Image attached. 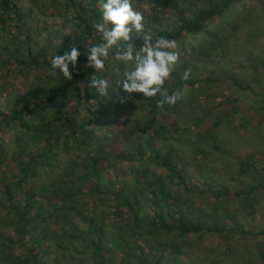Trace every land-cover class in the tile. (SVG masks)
<instances>
[{
	"label": "rangeland",
	"instance_id": "374dc122",
	"mask_svg": "<svg viewBox=\"0 0 264 264\" xmlns=\"http://www.w3.org/2000/svg\"><path fill=\"white\" fill-rule=\"evenodd\" d=\"M58 1L63 0H17L21 19L10 14L5 28H0V122L12 109V101L15 98L25 103L31 87L61 77L40 70L37 66L25 70L17 64V61L23 60L31 53L34 54L36 49L45 43H48L49 47L60 46L62 39L55 36V31L71 33L70 15L66 7ZM1 2L2 0L0 8ZM177 2L181 7L191 6L194 9L208 8L210 4L209 0ZM132 3L136 10L143 13V27H148L144 36H150V25H146L152 14L159 16L162 26H174V10L156 7L149 0H132ZM97 6L102 12L101 0ZM258 8L256 3L253 5V12L249 13L254 15ZM253 18L256 19L254 25L259 28V36H254L255 34L249 32L244 25L245 27H240L237 31L232 30L233 28L227 30L225 36H229L228 38L224 36L212 42L214 48L210 53L205 52L209 43L204 50L189 47V55L179 49L181 63L178 67L181 78L188 71V78L193 85L187 88L174 107L164 106L158 109L155 104L158 98L153 97L150 101L142 94H131V97L125 100L124 107L119 106L121 109L115 114V119L107 123L114 125L112 134L117 138L116 143L127 145L128 148H122L116 160L111 159L113 162L110 164L100 162L103 175L107 178L104 177L100 188L93 182V190L73 204L76 209L82 206L89 209L87 205L96 202V206H91L90 210L94 211L96 216L107 218L112 214L107 200L112 199L114 195L111 194V187L106 185L112 182L115 189L130 186L134 176L147 172L149 177L151 175L164 179L170 201L174 199L179 201L180 205L188 206L185 211L188 218H191L194 214L191 211L194 210H199V213L193 216L199 220L204 218L200 214L205 215L206 219L213 216L212 219L216 220V217L222 216L227 232L199 233L192 236H182L178 232L167 230L152 232L149 223L150 216L154 215V203L150 202L148 187L147 191L139 194L138 206L143 211L139 236L130 211L125 210L123 217L115 224H111L112 220L109 219L107 232H110L109 238L119 241L117 249H123L130 243V247H125L124 252H117L115 256L110 254V257L122 259L125 254H130L129 259L134 264H141L142 256L152 258L158 249L172 246L178 249V252L176 257L170 252L166 264H174V260L179 264L262 263L258 247L264 244V192H252L250 185L264 180V14ZM100 21L103 23L102 19ZM49 34L52 35L50 40ZM92 40L93 37L90 36L88 42ZM175 79L176 77L172 76L166 80L172 92L180 89ZM236 84L247 90H240ZM112 100L113 98H110L105 104L110 112H113L115 106ZM74 106L72 103L64 115L62 114L63 121L59 126H63L64 121L69 119L67 114L74 113ZM97 127L92 125L86 127V130L97 134ZM32 132L23 130L21 142L14 143L15 132L12 129L0 128V148L5 155L0 161V195L4 185L11 182L15 185L13 181L20 164L28 162L31 148L25 142L31 141ZM107 134L108 130L104 129L101 136L105 139ZM63 142L61 141V144ZM107 143L105 139L100 145H93L87 156L79 153L84 143L76 147V152L71 154L70 144L71 149L65 152L66 157L59 166L60 172L66 169L67 163L83 162L86 165L96 156H102L104 159L108 149ZM37 144L35 149L46 145L43 141ZM26 146L27 151H24L23 158L13 160L12 154L18 153ZM154 148L171 154L179 168L184 170L183 185L162 165L151 161L150 156ZM63 154L62 152L61 156ZM245 156L254 159L255 164L251 165L249 173L243 174L240 172L237 158ZM42 176L39 173L35 178V187L46 183ZM29 180L28 185L33 181ZM121 199L125 200V197L121 196ZM62 205L61 202L53 200L48 211H45L52 215L61 209ZM3 217L1 216L0 220V238H7L12 236L10 230L13 229L15 219L7 218L6 214ZM230 217L233 220H230ZM76 218L75 214H71L67 222L79 226ZM46 219L49 220L48 216ZM24 241L16 244L17 248L14 246V251L11 252H14L15 256L24 257L26 254L27 245L26 240ZM51 251L55 262L50 264H97L89 254H80L74 260L70 250ZM131 253L135 256L132 257Z\"/></svg>",
	"mask_w": 264,
	"mask_h": 264
},
{
	"label": "trees",
	"instance_id": "16d2710c",
	"mask_svg": "<svg viewBox=\"0 0 264 264\" xmlns=\"http://www.w3.org/2000/svg\"><path fill=\"white\" fill-rule=\"evenodd\" d=\"M98 1H58L66 7V11L70 15L71 33L66 34L63 30L55 31V36L62 39L60 46L55 48L51 45L49 47L48 43H45L37 48L34 54L31 53L23 60L17 61L18 66L25 70L37 66L40 70L49 72L52 58L55 55H62L72 46L81 51L78 69L73 72L71 80L60 77L56 80L43 82L36 87H31L28 90V99L25 103H21L18 98H15L12 101L14 104L12 109L0 122V128L2 127L4 130L12 129L15 132L14 143L21 142L23 130L33 131L31 141L25 142L31 148L28 153V162L24 165L20 164L19 171L13 181L15 185H12V182L4 185L3 192L0 195V220L2 219L1 216L5 217V214L7 218L13 217L15 219L13 229L10 230L12 236L0 238V264H50L55 262L52 249L58 251L62 249L70 250L73 252L72 258L74 260L80 254H89L94 257L97 264H116L117 262L119 264H134L129 259L130 254H125L122 259L110 257V254L115 256L117 252H124L125 247H130V243H127L123 249H117L119 241L116 238H109L110 232H107V227L110 224L109 219L112 220L111 224H115L117 220L123 217L122 213L125 210L130 211L134 218V224H136L137 236H139L138 233L141 231L140 221L143 217V211L138 206L140 203L139 194L147 191L148 187L150 188V202L154 203L152 205L154 215L150 216L149 223L152 232L158 233L167 230L178 232L182 236L227 232V228L223 224L225 219L222 216L216 217V220L212 219L213 216L206 219L205 215L200 214L204 218L199 220L193 217L195 213H199V210H194L191 211L194 214L191 215V218H188L187 212H185L188 206H182L179 201L174 199H172V202L170 201L171 198L164 179L151 177V175L149 177L147 172L141 176H134L133 184L130 186L125 185L122 188L115 189L112 182L106 185V187H111V194L114 195L112 199L107 200L114 215L111 214L107 218L96 216L95 212L90 210L91 206H96V202L93 205H87L89 209L84 206L78 209L73 207L75 201L93 190V186H95L93 182L100 188L104 177L107 178L103 175L100 162L110 164L113 162L111 159L116 160L122 148H128L127 145L122 146L116 143L117 138L114 133L112 134L114 125L113 123L108 125L107 122L115 119V114L121 109L119 106L124 107L125 101L121 102L119 98L127 94L123 93L119 82L126 78V74L132 68L131 63L112 61L111 56L115 51L113 49L110 51V60L106 62L105 70L97 74L102 78H106L112 86L109 89V96L101 97L88 86L87 77L90 78L93 70L86 68V56L90 47L102 42L101 35L95 28V25L101 23L100 20L102 19L101 9L97 6ZM149 1L156 7L174 10L176 15L173 27H171L172 25L162 26L159 16L150 15L149 23L146 26L150 25L152 39L164 37L175 40L177 44L175 51L179 52V49H183L186 55L190 54L189 47L203 49L208 43L210 45L205 52H212L214 45L211 43L224 37L226 31L232 28V30L237 31L240 27L246 26L249 32L255 34L254 36L260 34L259 28L254 25L256 19L253 17L263 16L264 0H209L208 8L199 9H194L191 6L181 7L177 0ZM256 3L259 8L252 15L249 11H252L253 5ZM1 4L0 28L4 29L10 14L18 17L19 20L21 17L17 0H2ZM147 28L143 27V30L139 33L135 30L130 33L132 42L137 46L143 43ZM48 36L50 40L52 35L49 34ZM90 36L93 37V40L89 43ZM228 37L225 36V38ZM188 42H190L189 46H187ZM172 76L176 77L175 81L180 86L177 91L184 93L188 87L190 88L193 85L189 78H181L179 67L170 77ZM237 86L240 90H247L245 87ZM163 89L169 92L168 94L172 93L168 81H165ZM110 98H113L112 101L115 105L113 112L105 107ZM154 98L159 100L160 95L157 94ZM148 99L153 100L152 98ZM72 103L75 104L74 113L67 114L69 119L66 122L64 121L63 126H59V123L63 121L62 114L64 115V112ZM175 105L165 104L164 106L172 108ZM163 107L157 108L162 109ZM93 109L96 110L93 112ZM92 125L98 126L97 130L99 132L97 134L86 130V127ZM104 129L108 130L107 137H105L108 142L106 145L108 149L106 150L105 146L106 157L104 159L101 158L102 156H96L86 165L83 162L67 163L66 169L60 172L59 166L66 157L65 152L71 149L70 144L72 145L71 154L76 152V147L84 143V147L79 153L87 156L88 150L93 145H100L101 142H104L105 139L101 136ZM39 141L45 142L46 145L35 149ZM61 141L64 142L61 144ZM24 151H27V146L18 153L12 154V159L21 160L25 154ZM62 152L64 154L61 156ZM3 153L0 148V161L3 157L5 158ZM150 158L155 164L162 165L165 170L176 176L183 185L185 182L184 170L179 168L178 163L173 160L171 154L154 148ZM237 160L239 161L240 172L243 174L249 173V168L255 164L254 159L249 156L238 157ZM39 173L43 175L42 177L46 183L38 185V188V186L35 187L34 182ZM29 179L35 180L28 185ZM250 190L252 192L256 190L264 192V180L250 185ZM119 191H121V194H119ZM121 196H124L125 200L121 199ZM53 200L58 203L61 202L63 205L61 209L49 215L47 214L48 207ZM39 201L41 203L38 204ZM6 203H9V205ZM71 214L76 215V219L80 223L79 226L70 225L67 222V219L71 218ZM47 216L49 220L46 219ZM229 219L233 220L231 217ZM241 233L245 232L241 231ZM24 240H26L27 245L26 254L24 257L22 255L15 256L14 252L11 251H14V246L17 248L18 245L16 244L25 242ZM170 252L176 257L178 249L172 246L160 248L156 251L154 257L142 256L140 262L141 264H166L165 261ZM258 255L261 258V264H264V244L258 247ZM131 256L133 257L135 254L131 253ZM174 264H179V262L174 260Z\"/></svg>",
	"mask_w": 264,
	"mask_h": 264
},
{
	"label": "clouds",
	"instance_id": "9594fccd",
	"mask_svg": "<svg viewBox=\"0 0 264 264\" xmlns=\"http://www.w3.org/2000/svg\"><path fill=\"white\" fill-rule=\"evenodd\" d=\"M103 23L95 25L100 33L102 42L93 45L86 56L87 69H92L88 86L94 89L101 97L109 96L110 86L106 78L97 74L106 68V62L110 60V51L115 49L111 56L112 61L131 63L132 68L126 74V78L119 82L126 96L120 97L124 102L131 94H142L143 97L153 98L157 94L160 99L156 101L157 107L165 104L174 105L182 98V91H174L168 94L163 89L165 81L181 63L180 53L175 51V40L159 37L155 40L151 36H145L143 43L137 46L132 42L130 33L135 30L139 33L143 30V13L136 10L132 0H101ZM81 51L72 46L62 55L52 58L49 72L66 80L73 78V72L78 69V60ZM189 72L184 73L187 79Z\"/></svg>",
	"mask_w": 264,
	"mask_h": 264
}]
</instances>
